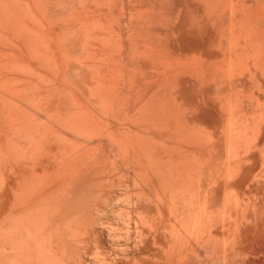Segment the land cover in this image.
I'll list each match as a JSON object with an SVG mask.
<instances>
[{
  "label": "bare ground",
  "instance_id": "1",
  "mask_svg": "<svg viewBox=\"0 0 264 264\" xmlns=\"http://www.w3.org/2000/svg\"><path fill=\"white\" fill-rule=\"evenodd\" d=\"M202 2L0 0V264L263 257L264 0Z\"/></svg>",
  "mask_w": 264,
  "mask_h": 264
},
{
  "label": "rangeland",
  "instance_id": "2",
  "mask_svg": "<svg viewBox=\"0 0 264 264\" xmlns=\"http://www.w3.org/2000/svg\"><path fill=\"white\" fill-rule=\"evenodd\" d=\"M181 1H182V0H177V1L175 0V2L178 3V5H177V9L179 8V6H180V7H184L185 12L188 13V14H187V13H185V12H182L183 10H182L181 8H180V9H181L182 11H181L180 9H178L179 11L182 12V15H179V16H182L183 18H184L186 15L189 16V15L192 13L191 10H192L193 8H194V10H192V11H195L196 14H195L194 12H193L192 14H195L196 16H197V13L199 12V11H197V10L200 9V12H201V10H202L201 6H198V5H202V3H203L202 0H201V4H199L200 2L197 3L198 0H196V3H197V4H196L195 1L193 0V2L195 3V5H194L193 2H192V3H193L192 5H194L195 7L193 6L191 10H189L190 7H191V4L188 2V0H186L187 2L185 1V3H187L186 6L189 8V9H188L189 11L187 10V7H186V9H185V5H184L185 3L183 2L184 0L182 1V2H183V5H182V2H181ZM191 1H192V0H190V2H191ZM199 1H200V0H199ZM245 1H246V0H244V3L246 4ZM247 1H248V3L250 2V0H247ZM255 1H256V0H254V1L251 0V3L255 2ZM180 2H181V3H180ZM176 3H175V4H176ZM179 3H180V4H179ZM188 3H189V4H188ZM248 3H247V4H248ZM251 3H249L248 5H250ZM203 4H204V3H203ZM196 5H197L198 7H200V8H198ZM203 6H204V5H202V7H203ZM197 8H198V9H197ZM179 11H178V12H179ZM189 12H191V13L189 14ZM200 12H199V17L197 16L198 18H200V14L202 13V12H201V13H200ZM184 13H185V14H184ZM180 14H181V13H180ZM183 15H184V16H183ZM196 16H195V18H196ZM183 18H181V20H182ZM185 18H186V17H185ZM185 18H184V20H182V22H181V20H180L179 23H180V24H181V23L183 24V22L185 21ZM198 18L195 19V23H196L197 20L199 21ZM179 19H180V18H179ZM186 19H187V18H186ZM198 21H197V22H198ZM207 22H208V21H207ZM207 22H206V23H207ZM198 23H199V22H198ZM198 23H196V24H198ZM206 23H204V24L207 26ZM209 23H210V22H209ZM209 23H208L207 29H208V27H211V28L213 27V29H211V28L209 29V32H211L212 30H214L215 28H217V27L212 26V25H211L212 23H211V24H209ZM182 24H181V25H182ZM196 24H195L193 27L197 26ZM199 24H202V25L200 26L201 29H199L198 32L200 31L201 33H202V32L204 33L205 30H206L207 33H208V35L210 36L211 33H209L207 29H205L206 26L204 27V26H203V25H204L203 23H199ZM213 24H214V23H213ZM210 25H211V26H210ZM198 26H199V25H198ZM198 26H197V27H198ZM202 26L204 27L205 30L202 28ZM215 26H216V24H215ZM197 27H196V29L194 28L193 31H196V30H197ZM182 28H183V27H182ZM182 28H181V29H182ZM198 28H199V27H198ZM183 29H184V28H183ZM202 29H203V30H202ZM201 30H202V31H201ZM183 31H184V30H183ZM183 31H181V34H180V35H182V33H183V35H184V32H183ZM216 31H217V29H216ZM213 32H214V34L216 33L215 31H213ZM213 32H212V33H213ZM218 32H220V30L217 31V33H218ZM196 33H197V32H196ZM203 33H202V34H203ZM207 33H205V35H204L206 41H205L203 38H202V39H203V40H202L201 37L198 36V35H200L199 33L195 34L194 32L192 33L191 36H193V37L195 38V36L197 35V36L199 37V39L202 40V42H201V41H198L197 38H196V40H195V39H191L190 37H187V39L189 38L190 41L195 40V43L198 44L197 46H199V47H196L198 50H200V45H199V43H203V41H204V42H208V41H209V42L211 43V42H212V39H213V42L215 43V45H214L215 48H212V49H213V52H214L213 55H214L215 57H217L218 54H215V51H216V50L218 51V50H220V48H221V47H220L219 49H216V48L219 47V46H218V45H219V43H218V42H219V38L217 37V38H215L216 40H214V38H212V36H213V37H216L218 34H215V36H214V34L211 35L210 38H212V39H210L209 37H207V36H208ZM185 34H186V33H185ZM193 34H194L195 36H194ZM219 34H220V33H219ZM185 36H188V35H184V36H183V39H184ZM197 36H196V37H197ZM201 36H202V35H201ZM181 37H182V36H181ZM202 37H203V36H202ZM207 39H210L211 41H210V40L207 41ZM217 39H218V42H216ZM179 40H180V41H179L180 43L178 42V43H179L178 45L182 44L183 47H184V45H185V43H186L185 41H187V40L184 39V44L182 43V40L180 39V37H179ZM190 41H188L189 44L191 43ZM196 41H198V43H197ZM209 42H208V43H209ZM188 43H186L185 46H187ZM214 43H212V44H214ZM217 43H218V44H217ZM192 44H193V42H192ZM204 44H206V43H204ZM204 44L201 45L202 48L204 47V46H203ZM216 44H217V45H216ZM182 45H181V46H182ZM194 46H195V44H194ZM205 46H207V45H205ZM216 46H218V47H216ZM220 46H221V45H220ZM179 47H180V46H179ZM192 47H193V46H192ZM209 47H210V49H209ZM211 47H212V46H210V44H208V47H206V48H208L209 50L212 51ZM204 48H205V47H204ZM204 48H203V50L201 49L202 52H203V51H205V52L207 51V53L209 54L210 51H209L208 49L206 50V48H205V49H204ZM194 49H195V48H194ZM197 49H196V50H197ZM214 50H215V51H214ZM217 51H216V53H220V52H217ZM202 52H201V55H202V56L204 55V56H203L204 58H205V56H206V58H208L207 56H209V55H205V54H207V53H205V54L203 53V54H202ZM211 53H212V52H211ZM210 55H211V54H210ZM213 55H212L211 57H213ZM216 55H217V56H216ZM209 57H210V56H209ZM206 58H205V59H206ZM218 58H219V56H218ZM213 59H216V58L213 57V58L210 59V61H211V60L213 61ZM207 60H208V59H207ZM244 75H245L246 77H248L246 74H244ZM244 75H242V76H244ZM242 76H241V77H242ZM245 76H244V79H243V77H242V79H240V80L243 81V83H244V81L247 80V78L245 79ZM247 81H248V80H247ZM248 82H249V81H248ZM248 82H247V84H248ZM249 83H250V82H249ZM245 84H246V83H245ZM245 84H243V87H242L243 89H245V88H244V85H245ZM247 84H246V85H247ZM246 85H245V87L248 86V85H247V86H246ZM249 86H250V84H249ZM249 86H248V87H249ZM239 87H241V86H239ZM250 87H251V86H250ZM259 87H260V88H261V87L263 88V85H262V86H258L257 89H256V87H254V88L252 87V88H253L255 91H257V90L259 89ZM252 88H250V89L252 90ZM239 89H240V88H239ZM247 89H248V88L245 89V92H246ZM250 89H248V90H250ZM241 90H242V89H241ZM241 90H240V93L242 94V92H244V90H243V91H241ZM248 90H247V91H248ZM259 90L261 91V89H259ZM259 90L257 91V93H259ZM263 90H264V89H262L261 92H264ZM255 91H254V92H253V90L251 91V92H253L254 94H251L250 92H248L249 94H247V92H246L247 96L245 95V96H244V99H245L246 97L248 98L249 95H250V98H251V97L253 98L254 96H252V95H255V93H256ZM245 92H244V94H245ZM261 92L259 93L260 95H262ZM257 93H256V94H257ZM257 95H258V94H257ZM242 96H243V95H242ZM198 97H199V96H197V99H198ZM260 97H262V96H260ZM260 97H257V98L259 99ZM263 97H264V96H263ZM242 98H243V97H241V99H242ZM254 98H256V96H255ZM257 98H256L253 102H252V100H250V99H247V101L250 100V101H249L250 103H251V102L254 103L255 101H257ZM197 99H196V100H197ZM244 99H242V102H243ZM260 99H261V98H260ZM260 99H259V100H260ZM199 100L201 101V97L199 98ZM259 100H258V101H259ZM263 100H264V99H263ZM200 101H198V102H200ZM258 101H257V102H258ZM261 101H262V100H261ZM244 102H245V100H244ZM244 102H243V104H244ZM259 102H260V101H259ZM250 103H249V104H250ZM263 103H264V102H263ZM245 104H246V102H245ZM245 104H244V106H245L244 108L247 107ZM249 104L247 103L248 108H249V111H248L247 108H246V109H243V110H244V113H245V110H247V112H250V111L253 109V107H252L251 105H253V106L255 105V103H254V104H251L250 107H252V108L250 109ZM211 108H212V107H211ZM214 108H216V107L213 106V108H212L213 111L211 110V111H212V112H211V115H212V116H213V115H215V116H216V115H219V114H220V111H218L219 109L217 110V108H216V109H214ZM215 110H217L219 114H217V111H216V114H213V112H214ZM201 112H202V111H201ZM203 112L205 113V115H206V113H207V115H206V116H208V117H207V120H208V118H209V121H207V120H205V119H202V121L205 120L206 122H208V124L205 122L207 125H211V126H212L213 124H214V125L217 124L216 126H219V125H220V122H218V121H220V119H219L220 117L216 116L215 119H216V120L218 119V121L216 122V120L214 121V119H213V121H214L215 123H211V122H212V119H211V118H213V117H211V116H210V113H208L207 111H206V112L203 111ZM203 112H202V113H203ZM204 113H203L202 115H201V113H200L201 118H202V116L204 115ZM241 113H243V111L240 112V114H241ZM244 113H243V114H244ZM250 113H251V112H250ZM208 114H209V115H208ZM240 114H239V116L241 117L243 114H242V115H240ZM252 114L254 115V113H251L250 117L253 116ZM205 115H204V116H205ZM204 116H203V117H204ZM206 116H205L204 118H206ZM215 116H214V117H215ZM243 116H244V117H243V121L241 120L242 118L240 119V117H239V121L241 120V122H243V124H245V123H244V122H245L244 119H246V117H245L246 115H243ZM247 116L249 117V113H248ZM248 117H247L246 121H249L250 119H252V118H250V119L248 120ZM210 120H211V121H210ZM250 121H251V120H250ZM250 121H249V122H250ZM221 122H222V120H221ZM224 122H226V120H225ZM224 122H222V123H224ZM249 122H248V123H249ZM222 123H221V124H222ZM250 123H251V122H250ZM250 123H249V124H250ZM218 124H219V125H218ZM225 124H226V123H224V125H225ZM227 124H228V123H227ZM246 124H247V123H246ZM246 124H245V125H246ZM249 124L246 125L247 128L250 127V126H248ZM214 125H213V126H214ZM222 125H223V124H222ZM245 125H243V126H245ZM213 126H212V127H213ZM216 126H215V127H216ZM255 159H257V158H255ZM255 159L252 160V161H253L252 163L255 164V165H254V164H251L252 167H253V165H254V167H258V165H256V163H255V161H256ZM256 162H257V161H256ZM250 163H251V162H250ZM257 163H258V162H257ZM254 167H253V168H254ZM234 179H237V177H235ZM236 181H237V180L234 181L235 184H236ZM235 188H236V187H235ZM235 188H234V189H235ZM222 189H223V188H222ZM234 189H233V191H235ZM237 189H238V188H236V190H237ZM237 191H238V190H237ZM221 192H222V191H221ZM221 194H222V193H221ZM255 195H256V194H255ZM255 195H254V196H255ZM258 196H259V195H256V198L258 199V202H256L257 199H256L255 197H252V198L250 199L251 202H253V204H254V202L257 203V205H258V204L260 205V204H263V203H264V201H262L263 203H261V200H259L260 198H258ZM259 197H260V196H259ZM254 198H255V199H254ZM254 200H255V201H254ZM251 202L249 203L250 205H251ZM253 204H252V207L249 206V205L246 206V209H248L247 207H249V208L251 207L252 210H250V211H252V213H253V210L256 211V210L258 209L257 207H262V208H261V211L264 210V209H263V208H264V204H263V205H260V206L258 205L257 207L255 206V207H256V210L253 208V207H254ZM255 205H256V204H255ZM221 206H222V203H221V205H220L219 207H221ZM251 208H250V209H251ZM259 209H260V208H259ZM259 209H258V211H257L258 213L255 212V214H257V217L260 218V216H261L262 214L260 213V216H259ZM247 211H248V210H247ZM262 212L264 213V211H262ZM253 214H254V213H253ZM263 215H264V214H263ZM259 218H257V219H259ZM261 218L264 219L263 216H261ZM261 218H260V221H261ZM252 221H254V220H252ZM252 221H250V222L253 223L254 226H253V224H251V223L249 222V223L252 225V226H250L251 229H250V228L247 229V228L249 227V226H248L249 223H248L247 226H244V227H243V228H244L243 231H245V233H246L247 230L252 231V230H253L252 228H255V227H256V230H254L255 232L253 231L252 233H255V235L258 237V234H259L258 231H259V230H257V226L259 227L258 229H260V226H261V228L263 229V227H264V226H263V225H264V222H263V221H264V220L261 221V223H263V224H260V222H259V223H258L259 225H257V226L255 225L256 223H254V222H258V220H256V218H255V221H254V222H252ZM262 226H263V227H262ZM246 227H247V228H246ZM245 228H246V230H245ZM219 229H221V231L223 230L222 233L225 231V229H222V228H219ZM219 229H217L216 233H215V231L212 232V233H214V235H215V234L217 235V236H215L217 239H216V242H215V240H213V239H215V237H214V238L212 237L213 239L210 237V238H211V243H210V244H213L212 242H214V244L216 245V244H217V241L219 240V237H220V240H221V241L229 242V241H228V240H229L228 238H230V237H227L226 235H228L229 232H230V234H231V231H229V232H228V231H225V233H224L225 236H224V234H223V235H222L223 237L221 238V236H220L221 231H220L219 234H217L218 231H219ZM236 230H237V229H236ZM238 230H240L241 233H239L240 231L238 232ZM238 230H237L238 234L241 235V234L243 233L242 228H241V229L238 228ZM263 230H264V229H263ZM260 231H261V230H260ZM232 232L235 233L234 230H233ZM237 232H236V233H237ZM257 232H258V234H256ZM249 233H251V232H248V236H247V237H246L247 234H245V236H241V238H242V237H243V238H244V237L247 238V239H245L246 241H251L250 238H252V240H253V239H256L255 235H254V236L252 235V236H253V237H252ZM238 234H237V235H238ZM260 234H262V235H261V237H262L263 234H264V231H263V233L261 232ZM214 235H212V236H214ZM235 235H236V234H235ZM243 235H244V233H243ZM249 235H250V236H249ZM218 236H219V237H218ZM224 237H225V238L227 237L226 240L223 239ZM238 237H239V236H238ZM249 237H250V238H249ZM254 237H255V238H254ZM261 237H260V235H259V238L264 240V238H263V237L261 238ZM239 238H240V237H239ZM239 238H238V239H239ZM243 238H242V239H243ZM248 238H249V240H248ZM222 239H223V240H222ZM227 239H228V240H227ZM242 239H240V240L244 242V239H243V240H242ZM212 240H213V241H212ZM234 240H235V239H234ZM236 240H237V237H236ZM256 240H257V241H256V242H257V245H254V242H255L254 240L251 241V243H253V245H254V246H253L254 249H251V248H253L252 246H250V245H252V244H250V243H248V242H247L248 245H249V244H250V245H249V246L247 245L246 247H251V248H250L251 251H252V250H256V249H258V250H256V252H257V251H258V252H261V250L264 249V244H263L264 241L262 240V241H263V242H262V241H260V240H258V239H256ZM231 241H233V239H232ZM241 241H240V242H241ZM246 241H245V242H246ZM258 241H260L261 243H260V242L258 243ZM225 242H224V243H225ZM237 242H239V241L237 240ZM243 242L239 243V245H237L238 243H236V245H237V246H240V245L242 244L243 247H244V246L246 245V243L244 242L245 244H243ZM256 242H255V244H256ZM218 243H219V241H218ZM220 243H221V244H220ZM220 243H219V245H221L222 248H223V246H224L223 242H220ZM230 243H231V242H230ZM232 243H234V242H232ZM208 244H209V241H208ZM222 244H223V245H222ZM258 244H260V246H261L260 249H261V250L259 249V247H258L259 245H258ZM261 244H262L263 246H262ZM219 245L217 244L216 248H215V247H211L210 250H211V251L214 250V251H216V253H217V249L219 248ZM232 245H233V244H232ZM236 245H233V246L236 247V248L238 249L239 247H237ZM211 246H212V245H211ZM213 246H214V245H213ZM255 246H256V247H255ZM199 247H200V246H199ZM199 247L196 246V248H199ZM209 247H210V246H209ZM217 247H218V248H217ZM240 247H241V246H240ZM262 247H263V248H262ZM201 248H202V247H200L199 249H201ZM206 248H208V245H206ZM212 248H215L216 250H215V249H212ZM222 248H219V249H221V251L219 252V254H218V253L215 254V252H212L213 256H214V254H215V256H216V255H219V256H220V255L223 254L222 256H224V257L221 256L222 258H226V259H227V258L229 259V257L231 258V256L228 255V254H229V253L227 252L228 250L226 251V252L228 253V254H227L226 252L222 251V250H223ZM236 248H235V249H236ZM208 249H209V248H208ZM208 249H207V250H208ZM210 250H209L208 252H205V251H203V249H201V252L203 251V252H202L203 255H204V252L206 253L205 255H206V258H207V259H208V257H207L208 254H207V253H209ZM259 250H260V251H259ZM196 251H197V250H196ZM198 251H199V250H198ZM218 251H219V250H218ZM238 251H239V249H238ZM201 252L199 251L198 253L201 254ZM221 252H222V253H221ZM253 252H254V254H256L255 256H254V254H253V257H254V258L251 257ZM253 252H250V253H251V256H249L250 261H251V259L253 260V261H251V264H256V263L254 262V260H255L257 263H259V264H261V262H262V264H264V262H263V260H262V259H264V253H263L264 250H263V252H262V253H263V254H262L263 257L261 256V254H257V253H255V251H253ZM220 253H221V254H220ZM224 253H225V255H227L226 257H225V255H224ZM239 253H240V252H239ZM250 253H249V254H250ZM210 254H211V253H210ZM212 254L210 255L211 258L213 257ZM201 256H202V254H201ZM215 256H214L213 258H214V260H215L218 264L225 263V262H224L225 259H222L223 262H222V263H219V262L221 261V257H219L220 260H219V262H218V261H217L218 259L216 258L217 256H216V257H215ZM228 256H229V257H228ZM257 256H261L262 258L259 257L260 259L257 260V259H256V258H258ZM197 257H198V256H197ZM199 258H200V257H199ZM199 258H197V259H198V260H201V262H203V261L205 260V256H204V260H203V261H202L203 256L201 257L202 259H199ZM209 258H210V257H209ZM211 258H210V259H211ZM215 258H216L217 260H216ZM195 259H196V258H195ZM210 259H208V260H210ZM198 260H196L197 262L195 261V263H196V264H202V263H201L200 261H198ZM208 260H207V264H208V263H209V264H214V263H215V262L213 263V261H214L213 259H211V261H209V262H208ZM230 260H231V259H230ZM258 261H259V262H258ZM260 261H261V262H260ZM198 262H200V263H198ZM205 262H206V260H205ZM205 262H204V263H205ZM204 263H203V264H204ZM217 263H216V264H217ZM225 264H226V263H225ZM227 264H230V261H228ZM249 264H250V263H249Z\"/></svg>",
  "mask_w": 264,
  "mask_h": 264
}]
</instances>
